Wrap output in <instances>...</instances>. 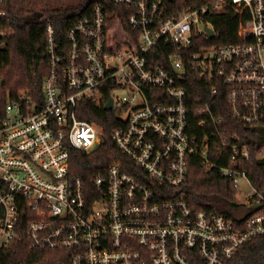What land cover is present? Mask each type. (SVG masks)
<instances>
[{
	"label": "built area",
	"instance_id": "1",
	"mask_svg": "<svg viewBox=\"0 0 264 264\" xmlns=\"http://www.w3.org/2000/svg\"><path fill=\"white\" fill-rule=\"evenodd\" d=\"M113 2L127 26L100 4L64 39L49 26L42 98L0 101V249L25 238L31 251H53V264H229L264 235L263 187L249 173L247 140L201 98L193 130L181 82L190 62L212 96L221 85L239 123L264 132V0H212L179 14L163 0ZM227 6L240 14L238 41L191 51L200 38L219 39L208 15ZM156 46L170 48L166 65L151 62ZM110 99L124 158L88 184L72 174V152H90L103 136L78 117V103L106 108ZM194 162L230 180L232 215L196 210L181 194Z\"/></svg>",
	"mask_w": 264,
	"mask_h": 264
},
{
	"label": "trees",
	"instance_id": "2",
	"mask_svg": "<svg viewBox=\"0 0 264 264\" xmlns=\"http://www.w3.org/2000/svg\"><path fill=\"white\" fill-rule=\"evenodd\" d=\"M168 14H179L186 8H198L212 0H163ZM104 5L121 15V22L127 26L128 14L122 13L113 0H1L0 1V101L6 104L20 92L35 98H42L43 80L49 71V32L51 26L56 40L64 39L67 32L85 16L92 14L96 5ZM207 17V15H206ZM220 37L207 40L203 37L190 50H199L207 42L236 43L240 14L232 6L222 12L208 15ZM156 46L150 51L154 65H166L169 50ZM188 72L181 84L189 91L191 112L190 126L198 127L196 112L197 99L209 102L217 116H223L226 130L241 135L251 147L252 159L248 162L249 173L256 175L264 193V158H257L264 144V132L256 124L239 123L233 116L226 93L221 85L219 92L212 96V85L206 84L196 68L186 63ZM107 96L110 92L106 93ZM77 115L96 125L102 133V143L90 152L73 151L71 172L90 184L97 176L105 175L113 161L124 156L112 141V132L120 121L117 115L92 101L78 103ZM196 132V131H194ZM187 202L196 210L232 215L238 206L236 192L229 179L219 172H206L200 162L191 166L188 180L181 191ZM54 252L48 249L29 250L25 238L15 241L8 248L0 249V264H53ZM229 264H264V235L245 243L237 251Z\"/></svg>",
	"mask_w": 264,
	"mask_h": 264
},
{
	"label": "water",
	"instance_id": "3",
	"mask_svg": "<svg viewBox=\"0 0 264 264\" xmlns=\"http://www.w3.org/2000/svg\"><path fill=\"white\" fill-rule=\"evenodd\" d=\"M209 35H210V36L213 35V32H212L211 30H209ZM112 106H113V100L110 99V100L108 101V103L106 104V109H111Z\"/></svg>",
	"mask_w": 264,
	"mask_h": 264
}]
</instances>
